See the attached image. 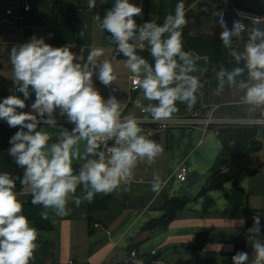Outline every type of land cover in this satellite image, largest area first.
Masks as SVG:
<instances>
[{"label":"clouds","instance_id":"9594fccd","mask_svg":"<svg viewBox=\"0 0 264 264\" xmlns=\"http://www.w3.org/2000/svg\"><path fill=\"white\" fill-rule=\"evenodd\" d=\"M87 6L95 8L97 0H88ZM141 15L142 8L129 0H115L103 19L99 14L93 19L101 31L111 33L110 42L115 52L126 58L124 66L134 87L142 91L144 99L157 102L147 105L149 115L142 118L122 116L121 101L115 95L105 99L94 87V75L105 86L117 80L112 61L101 59L103 48L93 46L86 60L83 48L78 56L69 46L53 47L43 37L33 36L11 48L15 91L24 98L15 94L4 98L0 119L9 127H19L9 140L8 154L23 169V176L0 172V264H33L39 247L38 230L24 215L18 198L22 193L16 191L17 180L31 194V203L42 206L41 219L48 220L50 211L55 217L69 216L70 203L79 208L84 202L92 203L97 195L117 192L131 183L139 162L151 165L163 154V147L144 134V121L171 120L179 111L177 102L188 110L196 105L202 84L193 74L198 70L195 59L184 48L183 30L188 20L183 0L177 3L174 14L165 16L163 24L152 20L138 25L134 17ZM213 15L219 17V38L235 66L214 69L217 84L212 94L222 96L226 88L240 93L239 103L247 106L246 111L264 117V28L257 26V18L243 13L238 15L251 19V26L238 19L229 28L222 12ZM234 41L244 43L241 47ZM145 48L150 50L152 63L138 54ZM30 89L35 100L25 112ZM57 109L74 127L71 131L61 127L54 141L53 132L38 130V126L43 123L55 129ZM74 161H83L78 170ZM164 183L153 173L152 192L159 195ZM253 221L248 229V242L255 254L251 264H264L260 217H253ZM232 261L248 264L249 255L237 252Z\"/></svg>","mask_w":264,"mask_h":264},{"label":"crops","instance_id":"0c3cea01","mask_svg":"<svg viewBox=\"0 0 264 264\" xmlns=\"http://www.w3.org/2000/svg\"><path fill=\"white\" fill-rule=\"evenodd\" d=\"M26 1L30 11L25 23L15 28L0 25V102L6 95V89L15 86L10 64L11 48L35 36L43 37L53 47L69 46L78 56L83 48L85 60L93 46L103 48L104 56L101 59L112 61L117 80L105 86L94 75L93 84L105 99L115 95L121 101L124 105L122 116H139L137 107L128 101V97L140 101L145 107L149 103H157L144 99L140 89L129 95L131 73L124 66L123 60L126 58L115 52V45L110 42L111 33L101 31L93 19L96 14L103 19L106 10L113 7L115 0H106L104 3L97 0V6L93 9L88 8V0ZM229 1L223 4L222 0H183L188 20L183 30V41L185 37L201 35L220 37L222 29L218 24L219 17L213 13L222 12L227 26L231 28L236 20L237 7L257 11L261 15V20L256 22L257 26L264 28V0ZM129 2L142 8V15L134 17L137 24L141 25L152 20L163 24L165 16L174 14L181 0ZM3 3L4 0H0V14ZM63 3L76 7L71 41L57 39ZM246 26H251V22H247ZM81 32L84 33L83 37ZM9 33L14 37L9 38ZM243 43L234 41V44L241 47ZM184 48L186 50L185 44ZM186 51L195 59L198 70L193 74L201 80L202 87L197 93L196 105L188 110L185 104L177 102L179 111L173 117H186L195 110L200 119L190 126L170 127L154 131L152 136H148L163 147V154L151 165L146 161L139 162L131 183L109 194L106 208L90 209L87 202L77 208L74 203H70L72 212L66 217H55L49 210V228H37L28 218L39 233V247L33 264H66L69 260L79 264H119L128 260L131 249L136 250L138 258L151 259L153 264H228L235 255L236 245L246 239V216L250 217L252 226L253 217H260V238L264 240V117L259 112L249 114L247 106L239 103L240 93L234 94L226 88L222 96L212 94L217 84L214 69L221 66L231 69L235 66L231 57L210 64L205 56L192 50ZM138 54L150 63L153 62L148 48L142 52L138 50ZM30 93L22 111L31 110L35 93L31 89ZM54 118L57 121L55 129L41 123L38 130L44 128L53 132L55 141V133L61 127L71 131L74 125L66 117L60 116L58 109ZM258 118L262 119V122L256 123L261 148L235 161L234 179L199 195L212 171L224 168V158L219 156L221 144L216 134L217 128L225 125H254ZM203 119H210V123L205 125ZM0 122L5 121L0 119ZM141 127L146 135L151 126L143 122ZM8 150H0V172H8L15 177V162ZM82 162L74 161V168L78 170ZM180 167L186 168L183 181L176 177ZM153 173H158L165 182L159 195L151 190ZM16 191L22 193L18 198L24 206L32 205V197L27 190L22 188ZM80 191L78 188L77 195ZM170 198L186 201L167 224L146 227L149 222L164 215V200ZM40 208L43 210L42 206ZM198 234L204 239L200 240L199 246ZM153 251L155 253L152 255ZM248 255L249 261L255 256L253 250Z\"/></svg>","mask_w":264,"mask_h":264},{"label":"trees","instance_id":"16d2710c","mask_svg":"<svg viewBox=\"0 0 264 264\" xmlns=\"http://www.w3.org/2000/svg\"><path fill=\"white\" fill-rule=\"evenodd\" d=\"M76 7L69 3H63L61 8L60 16V34L58 40L71 41L73 37V26L75 17ZM184 44L186 50H192L198 55L205 56L208 61L215 63L230 56L227 54V50L223 48L222 41L219 37H211L209 35H201L198 37H185ZM9 94L6 92L4 98ZM15 95L20 96L23 99V94L17 92ZM3 98V99H4ZM19 130V127L11 128L5 122H0V150L9 149L11 145L9 144L10 138ZM216 134L220 140L221 150L219 156L224 158V168L222 170L214 169L210 176L208 177L206 183L201 188L199 195L218 187L225 181L234 179L235 170L234 163L238 158H245L254 151L261 148V142L257 135V126H236V125H225L224 127L217 128ZM14 174L16 176H23V169L15 164ZM19 180L16 181V189L21 190ZM109 195H97L92 203L87 202V206L90 209H104L106 208L107 200ZM186 199L170 198L164 200V215L152 222H149L146 227H150L153 224L165 225L167 224L174 213L183 206ZM24 215L31 219L37 228H49L50 219L44 220L40 217V212L42 211L40 206L36 205H25L23 208ZM252 227L250 217L246 216V230L247 236L244 242L239 243L235 247V252H247L253 250L251 244L248 242V229ZM197 245L201 244L203 237L200 234L197 236ZM201 240V241H200ZM249 262V261H248ZM126 264V263H119Z\"/></svg>","mask_w":264,"mask_h":264},{"label":"built area","instance_id":"2783aa9c","mask_svg":"<svg viewBox=\"0 0 264 264\" xmlns=\"http://www.w3.org/2000/svg\"><path fill=\"white\" fill-rule=\"evenodd\" d=\"M222 3L228 4L230 3V1L222 0ZM29 11H30V5L26 0H4L3 10L0 14V25L7 27V28L18 27L19 25L26 22ZM238 13L246 14L249 18H257L256 22H259L261 20V15L257 11H254L251 9L240 8V7L235 8L236 20L242 19V17L238 15ZM242 22L246 25L247 22H251V19H242ZM8 37L13 38L14 35L12 33H9ZM128 83H129L128 91H129V95H131V93L137 91L138 88L134 87L130 79ZM15 89H16V85L10 86L6 89V92L9 94H16L17 92L15 91ZM128 101L133 103L137 107L138 115H139L138 118H142L143 116L149 115L146 112L147 107L143 106L140 101L135 100V99L133 100V98L131 97H128ZM198 119L200 118L198 117V113L195 110L192 111L186 117H181V118L172 117V119L168 121L152 122L151 119L149 118L148 121H144L145 123L151 126L146 131V135L152 136L154 134V131L166 130V129H169L170 127L190 126L193 123H195ZM260 122H262V119L258 118L256 119V122H254L255 123L254 125ZM5 123L7 122L5 121ZM203 123L205 125H208L210 123V119H203ZM111 143L112 142L110 141L109 146H111ZM185 175H186V168L180 167L176 174V177L180 181H183L185 179ZM154 253L155 251L152 252V255ZM251 261L252 260H250L248 264H251ZM124 263L126 264H153V261L151 259L138 258L136 250L131 249L129 251L128 260H126ZM66 264H79V263H75L72 260H69L67 261ZM228 264H233V261H230Z\"/></svg>","mask_w":264,"mask_h":264}]
</instances>
